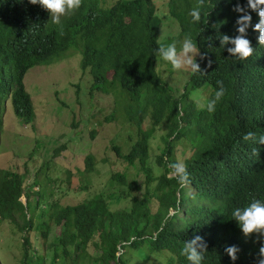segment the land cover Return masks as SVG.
Masks as SVG:
<instances>
[{
  "label": "trees",
  "instance_id": "trees-1",
  "mask_svg": "<svg viewBox=\"0 0 264 264\" xmlns=\"http://www.w3.org/2000/svg\"><path fill=\"white\" fill-rule=\"evenodd\" d=\"M198 2L202 19L193 25L188 13ZM245 2L169 0L168 13L180 33L159 42L163 24L152 0H82L80 9L63 17L59 26L29 0H0V102L11 103L22 125L32 127L35 120L26 75L54 64L75 44L81 49L82 71L89 70L92 77L90 93L111 95L121 117L138 131L127 154L116 146L113 150L128 167L138 169L143 182L115 172L111 185L124 189L115 202L99 194L75 205L53 202L42 211L41 248L50 229L59 228L61 251L56 256L63 257L62 264H130L128 253L147 244L150 253L170 251L177 264H188L180 249L196 236L207 245L205 264H256L264 237H245L231 210L264 199V145L242 139L248 131L264 134V46L249 27L245 38L254 51L239 61L228 52L232 45L222 47L220 39L239 35L233 8ZM251 15L254 25L258 17ZM186 34L197 43L200 72L190 75L177 99L157 71L161 60L155 50ZM217 80L223 82L225 96L211 113L206 107L197 109L188 96L209 88L211 99ZM161 125L168 133L152 162L150 143ZM2 131L0 121V135ZM175 161L183 162L188 172L183 188L168 177L167 166ZM95 165L93 156L86 157V172L92 173ZM36 185L28 190L24 174L0 169V223L12 224L21 234L19 264H47L45 253L28 237L34 229L28 193ZM23 196L26 205L20 201ZM122 201L129 207L114 210L112 205ZM34 206L39 208L40 200ZM169 210L173 214L165 219ZM226 246L240 249L235 262L224 253Z\"/></svg>",
  "mask_w": 264,
  "mask_h": 264
},
{
  "label": "rangeland",
  "instance_id": "rangeland-1",
  "mask_svg": "<svg viewBox=\"0 0 264 264\" xmlns=\"http://www.w3.org/2000/svg\"><path fill=\"white\" fill-rule=\"evenodd\" d=\"M168 2L152 0L163 24L159 42L175 38L180 33L178 22L168 13ZM81 60V49L74 44L54 64L36 67L26 75L24 84L35 110L32 127L20 123L10 102L4 99L0 102L3 127L0 135V169L24 174L28 190L37 184L28 193L29 205L33 203V208L27 213H30L28 215L34 223L28 237L35 248L45 253L47 264H62L63 257L56 256L61 251L58 246L59 228L50 229L47 244L41 248L38 236L43 210L47 211L53 202L75 205L99 194L115 202L124 190L111 185L110 179L115 172L127 173L130 180L144 181L138 169L128 167L113 150V146H116L122 155L127 154L139 138L136 127L121 117L111 95L90 93L92 77L89 70L82 71ZM157 71L162 80L173 88L177 99L184 92L192 74L190 69L173 72L171 66L162 60L160 64L157 63ZM192 92L188 100L197 109H200L198 104L206 103L211 93L209 88ZM143 122L145 128L151 126L147 119ZM167 133L168 130L161 125L151 140L152 162L160 155L164 146L163 137ZM90 155L96 159L92 173L85 170V159ZM37 200H40L39 208L34 206ZM20 201L27 204L25 196ZM112 207L114 210L125 209L129 203L122 201L114 203ZM22 242L21 234L12 224L1 222L0 264H19ZM149 248L147 244L138 251L129 252L130 264H177L172 252L150 253ZM90 252L97 255L94 248H90Z\"/></svg>",
  "mask_w": 264,
  "mask_h": 264
},
{
  "label": "clouds",
  "instance_id": "clouds-1",
  "mask_svg": "<svg viewBox=\"0 0 264 264\" xmlns=\"http://www.w3.org/2000/svg\"><path fill=\"white\" fill-rule=\"evenodd\" d=\"M231 0H229V3ZM32 5H39L50 16V23L52 25H61V18L68 14L75 13L81 7L82 0H29ZM233 11L238 14L236 20V31L239 35L234 38L228 36L221 37V46L231 44L232 47L228 52L232 57L238 58L239 61L247 60L253 54V47L250 41L245 38L246 31L249 27L252 31L258 33V44L264 46V0H246L244 4L237 3ZM252 13L258 17V22L252 24ZM191 17L190 23L199 24L202 19L201 3L198 2L196 6L192 7L188 13ZM198 46L191 34H186L182 40L168 43L167 45H160L155 53L157 57L171 66L173 72L190 69L193 74L199 73V65L196 62L198 55ZM211 66V61H209ZM217 90L211 99L206 103L198 104L197 107L204 109L211 113L215 110L216 105L225 96L226 89L223 82L216 81ZM246 142H252L259 145H264V134L257 136L254 132L248 131L242 137ZM253 154L257 149L253 148ZM168 175L176 178V183L180 188H183L188 182V172L183 162L175 161L168 164ZM172 216L169 210L167 216ZM231 219L235 220L245 237L252 234H258L264 237V199H252L243 207H234L231 210ZM240 249L235 246H226L224 253L233 262L237 260V254ZM208 254L207 245L200 236L194 239L183 242L180 249V255L183 256L188 264H205V258ZM256 264H264V244L259 247V258Z\"/></svg>",
  "mask_w": 264,
  "mask_h": 264
}]
</instances>
